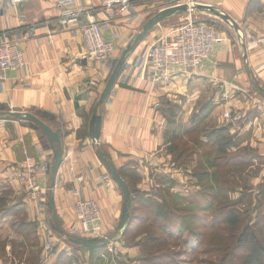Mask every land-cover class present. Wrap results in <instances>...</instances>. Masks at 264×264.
<instances>
[{
	"label": "crops",
	"instance_id": "1",
	"mask_svg": "<svg viewBox=\"0 0 264 264\" xmlns=\"http://www.w3.org/2000/svg\"><path fill=\"white\" fill-rule=\"evenodd\" d=\"M170 1L132 0L128 12L119 14L107 8L104 0H27L19 5L11 0H0V42H16L24 60L22 68L8 70L6 77L0 79V103L5 104L3 112L36 114L38 110L47 111L53 118L41 119L62 134L61 162L55 185L49 189L53 148L46 136L32 122L0 115V194L6 199L11 197L12 204L14 198H19L16 204L25 208L28 221L49 226L52 212L48 199L52 195L57 222L64 230H68L74 220L77 199L97 202L102 235L117 226L123 195L101 163L99 148L118 169L128 187L129 175L134 172L141 175L142 180L150 181L149 169H155L161 161L163 137L158 95L162 86L160 81L153 80L146 52L167 35L170 26L155 25L126 59L99 108L98 143L89 136V122L123 49L144 22ZM207 2L239 23L243 31L263 33L256 36L248 33L238 57L235 46L222 40L216 46L213 62H205L195 73L209 77L213 83L223 84L228 91L233 87L234 77L243 69L241 55L245 52L250 69L264 88V0ZM90 22L103 26V37L114 44L106 63L85 56L83 30ZM173 71L171 75L180 72ZM182 77L183 74H176L171 80ZM91 80H95L96 85H90ZM192 91L194 95L201 92ZM26 155L34 156L37 162L39 182L46 189L41 200L33 201L24 196L18 182L17 173ZM72 187L78 190L77 196L71 193ZM0 228L3 231L0 236L9 235L3 229H7L6 225L0 224ZM42 233L46 236L48 231L44 228Z\"/></svg>",
	"mask_w": 264,
	"mask_h": 264
},
{
	"label": "rangeland",
	"instance_id": "2",
	"mask_svg": "<svg viewBox=\"0 0 264 264\" xmlns=\"http://www.w3.org/2000/svg\"><path fill=\"white\" fill-rule=\"evenodd\" d=\"M175 1L164 8L177 5ZM184 3L211 6L207 0ZM189 19L211 27L237 53L248 33H263L243 31L235 20L234 30L210 10L174 15L158 24L170 26L171 34ZM213 54L196 68L171 67L167 76L153 79L162 86L161 161L149 169L150 181L135 172L129 175L133 203L123 230L114 226L102 235L99 215L97 238L107 242L74 244L67 234L78 236L77 229L61 233L52 221L50 227L28 221L25 208L16 204L19 198L12 204L2 193L0 224L9 235L0 236V264H264V97L254 90L244 66L228 91L195 73L213 62ZM173 70L182 79L171 80ZM192 89L201 92L194 95Z\"/></svg>",
	"mask_w": 264,
	"mask_h": 264
},
{
	"label": "built area",
	"instance_id": "3",
	"mask_svg": "<svg viewBox=\"0 0 264 264\" xmlns=\"http://www.w3.org/2000/svg\"><path fill=\"white\" fill-rule=\"evenodd\" d=\"M27 0H11L19 5ZM191 3V0H176L175 3ZM107 8L124 14L128 12L132 0H104ZM103 26L97 22H90L84 27L85 56L101 63L111 58L114 48L112 41L103 37ZM222 41L215 31L199 21L186 20L175 28L171 34L165 35L160 41L152 44L146 57L152 66L153 79H160L168 75L171 67L182 69L196 68L202 61L209 58ZM24 60L20 46L14 41L0 42V79L6 77L8 70L22 68ZM170 74V73H169ZM92 84H94L92 82ZM18 179L25 191L35 201L41 200L45 190L39 182L35 159L27 156L21 163ZM74 196L78 190H72ZM75 220L70 230L77 229V235L84 238H97L100 236L96 224L99 220L100 210L98 204L91 199H77L75 201Z\"/></svg>",
	"mask_w": 264,
	"mask_h": 264
},
{
	"label": "water",
	"instance_id": "4",
	"mask_svg": "<svg viewBox=\"0 0 264 264\" xmlns=\"http://www.w3.org/2000/svg\"><path fill=\"white\" fill-rule=\"evenodd\" d=\"M196 10H210V12H214V14L219 15L221 18H223L227 23L230 24V26H232L234 30H237V25L235 24L234 20L229 15L223 14L220 10H215L213 6L204 5L200 3L190 4V5L186 3H181L177 5L168 6L166 8H162L161 10H159L158 12L150 16L144 22V24L141 26L138 32L134 35V37L129 41L127 46L123 49L120 57L115 63L111 73L109 74L107 81L105 83V86L92 110V116L89 122V136L93 142L98 143V139L100 135L101 116L99 113V108L104 103L107 96L109 95L128 56L135 50L138 44L145 38V36L153 29L155 25H157L161 21L171 16L182 14V13H187V12H193ZM242 47L244 48L243 44H242ZM242 63H243L244 69L248 75L249 81L252 84L254 90L257 93H259L262 97H264V89L256 81L252 73V70L250 69L248 65L245 52L242 54ZM1 114H4V113L0 112V115ZM9 115L10 114L6 113V116H9ZM12 116L18 120H25V121H29L35 124L40 129V131L46 136L49 144L53 148V164L51 167V180H50V189H52L55 185L56 173H57L58 167L61 162V156H62L61 135L62 134L59 130H53L49 125H47L41 119V117L53 118V115L47 111L38 110L36 114H31L27 112L26 113L15 112V113H12ZM97 153H98V157L101 163L106 168V170L111 175L112 179L116 182V184L118 185V187L120 188L122 192L123 202H122V207H121V214H120L119 222L117 223L116 227L118 230H123L130 216V208L132 205V199H131V194H130L128 184L119 174L118 169L108 160V158L106 157V154L100 149L97 150ZM48 207L52 212V228L62 233L63 229L59 226L57 222L56 210L54 207V199L52 195H49ZM67 236L69 237V240L72 243L82 245L85 247L97 246V245L104 244L107 242L104 238H81L76 235H69V234H67Z\"/></svg>",
	"mask_w": 264,
	"mask_h": 264
},
{
	"label": "trees",
	"instance_id": "5",
	"mask_svg": "<svg viewBox=\"0 0 264 264\" xmlns=\"http://www.w3.org/2000/svg\"><path fill=\"white\" fill-rule=\"evenodd\" d=\"M0 110H1V111L5 110V104L0 103ZM99 149L101 150V148H99ZM129 190H130L131 199H132V203H133L132 191H131L130 187H129ZM173 210H174V209H173ZM130 215H131V212H130ZM128 221H130V216H129V218H128ZM128 221H127V223H128ZM153 237H154L153 239H159V238H160V236H153Z\"/></svg>",
	"mask_w": 264,
	"mask_h": 264
}]
</instances>
